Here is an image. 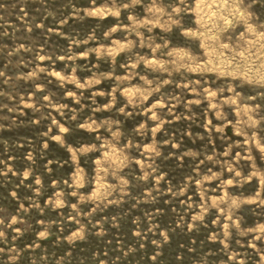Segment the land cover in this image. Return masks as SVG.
Here are the masks:
<instances>
[{
  "label": "rangeland",
  "instance_id": "rangeland-1",
  "mask_svg": "<svg viewBox=\"0 0 264 264\" xmlns=\"http://www.w3.org/2000/svg\"><path fill=\"white\" fill-rule=\"evenodd\" d=\"M0 264H264V0H0Z\"/></svg>",
  "mask_w": 264,
  "mask_h": 264
}]
</instances>
